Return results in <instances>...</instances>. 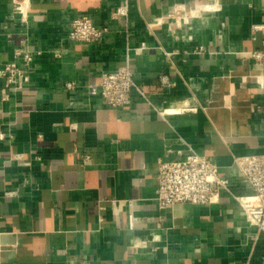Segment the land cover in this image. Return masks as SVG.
I'll use <instances>...</instances> for the list:
<instances>
[{"label": "crops", "instance_id": "0c3cea01", "mask_svg": "<svg viewBox=\"0 0 264 264\" xmlns=\"http://www.w3.org/2000/svg\"><path fill=\"white\" fill-rule=\"evenodd\" d=\"M28 4L21 24L0 0V68L23 44L40 52L29 83L5 101L0 92V127L13 135L0 143V264H262L264 233L233 197L251 194L235 159L264 156V59H251L264 53V0ZM124 4L127 16L114 18ZM205 4L219 10L179 28L165 17ZM78 16L108 33L69 41ZM154 19L164 24L149 27ZM125 64L146 98L132 91L129 106L110 108L87 95ZM189 148L228 190L212 206L160 210L158 164Z\"/></svg>", "mask_w": 264, "mask_h": 264}, {"label": "built area", "instance_id": "2783aa9c", "mask_svg": "<svg viewBox=\"0 0 264 264\" xmlns=\"http://www.w3.org/2000/svg\"><path fill=\"white\" fill-rule=\"evenodd\" d=\"M11 2L12 15L21 24H26L30 10L29 0H11ZM209 5L211 4L199 5L193 9H188L185 5L174 6L165 17L171 20L173 26L179 28L187 25L190 19L197 18L201 13L219 10L214 5L211 9L203 8ZM112 16L126 17V4L117 8ZM163 24L161 19H154L149 27ZM107 33V28L96 27L88 16H78L70 23L68 40L73 43H97ZM201 50L202 48H199V51ZM37 55H40V52L32 50L28 45L23 44L14 49L15 60L0 68L2 100H7L10 92H16L29 83V72ZM251 59L261 63L264 53L252 52ZM134 75V69L128 64L113 72L103 73L99 82L87 89V95L99 97L102 104L110 108L129 106L132 91L146 98V94L136 85ZM73 87V84L67 85L70 90ZM195 111V108L182 106L175 112L180 114ZM12 139L13 135L0 127V143ZM234 162L240 179L250 188L251 194L233 198L242 209L246 223L264 233V156L239 157ZM228 187L229 182L219 176L217 166L189 148L182 160L159 162L154 202L160 210H168L178 204L212 206L219 202L220 192L228 190ZM126 203L128 206H133L135 202L129 200ZM132 220L130 217L131 223Z\"/></svg>", "mask_w": 264, "mask_h": 264}, {"label": "bare ground", "instance_id": "6f19581e", "mask_svg": "<svg viewBox=\"0 0 264 264\" xmlns=\"http://www.w3.org/2000/svg\"><path fill=\"white\" fill-rule=\"evenodd\" d=\"M212 7H213V5L211 4V5L206 6V7H203V8H205V9H211Z\"/></svg>", "mask_w": 264, "mask_h": 264}]
</instances>
